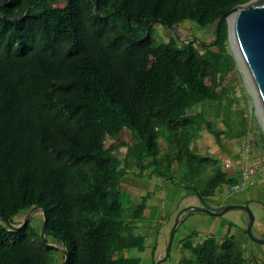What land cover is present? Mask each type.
<instances>
[{
  "label": "trees",
  "instance_id": "trees-1",
  "mask_svg": "<svg viewBox=\"0 0 264 264\" xmlns=\"http://www.w3.org/2000/svg\"><path fill=\"white\" fill-rule=\"evenodd\" d=\"M249 1L0 0V264L59 263L60 250L42 241L43 212L41 229L33 219L7 224L33 208L46 211V237L67 248L68 264H140L125 250L146 248L134 229L151 193L123 198L120 144L107 145L122 129L133 135L125 158L135 177L171 179L204 198L239 181L192 144L209 100L235 110L233 136L249 138L226 19L217 33L221 17ZM188 19L216 24L214 40L153 34L158 22L175 29ZM208 166L215 173L195 183ZM194 235L181 242L180 264H258L228 231Z\"/></svg>",
  "mask_w": 264,
  "mask_h": 264
},
{
  "label": "rangeland",
  "instance_id": "rangeland-1",
  "mask_svg": "<svg viewBox=\"0 0 264 264\" xmlns=\"http://www.w3.org/2000/svg\"><path fill=\"white\" fill-rule=\"evenodd\" d=\"M153 29L154 36L159 40L169 41L171 37H176L179 41L186 42L196 39L212 42L215 37L216 24L203 27L194 20L188 19L175 29H171L159 22L154 25ZM227 49L235 57L237 49L230 37L227 41ZM237 66L241 74L235 83L239 89L238 95L242 98L241 105L244 113L249 120V138L233 136L234 131L239 127V118L235 110L227 109L225 102H211L212 104L207 103L205 105L208 121L193 141L192 146L199 154L218 159V165L229 175H240V169L246 164L257 160L261 161L256 174L250 177L251 182L242 189L232 191L231 186L224 183L217 188L214 196L205 198L208 203L214 206L244 204L245 201L252 200L249 206L256 216L255 225L252 229L253 233L258 236L264 229V147L259 134L261 128L264 130V119L257 100L253 95L250 80L243 72L238 61ZM132 139V132L129 129H122L108 137L107 145L120 144L116 152L118 156H121V160L126 163V158L123 157L124 152H126L124 146L132 143ZM161 143L162 147L165 148L166 143L163 139ZM224 156H228L232 160V168L228 169L224 166ZM123 162L120 172L125 182L121 184V190H124L123 198L126 202H138L142 194L152 192H150L151 196L147 201V208L144 211L143 218L136 220L134 229L135 233L147 236L145 241L146 248L144 250H139L138 248L127 249L125 254L139 256L141 258L140 264H155L154 262L156 261L153 255L155 243L160 244L162 239L166 248L169 234L178 212L189 205H202V200L195 192L188 190L182 184L174 183L171 179H164L156 175L149 176L148 173H145L142 178L135 177L134 173L138 171L137 167L132 161L130 166L123 165ZM215 170V167L208 166L196 179L195 183L199 185L205 184L215 173ZM257 198L263 200V204L254 200ZM101 215V210L98 209L90 214V219L96 222ZM28 216L34 220L38 229H41L43 221L42 210L33 208L24 211L18 215L16 220L19 222ZM180 219L170 255L161 264H180L184 253L182 249H177L178 243L187 236L193 235L194 232L198 233V235H194L195 241H198L197 237L207 235L208 232L210 234L214 233L222 239L227 231L230 234H234L242 243L246 250V255L252 258L253 262L264 264V244L254 240L245 231L249 222V213L246 210L232 209L222 216H213L202 211L192 213L186 211ZM162 232H164V237L161 238ZM163 254L164 252L162 251L160 257H163ZM63 256V252L60 251L58 264L63 263Z\"/></svg>",
  "mask_w": 264,
  "mask_h": 264
},
{
  "label": "water",
  "instance_id": "water-1",
  "mask_svg": "<svg viewBox=\"0 0 264 264\" xmlns=\"http://www.w3.org/2000/svg\"><path fill=\"white\" fill-rule=\"evenodd\" d=\"M27 12L28 10L26 11V13ZM233 12H237L235 32L238 38L240 50L246 61L245 62L246 65L242 63L238 55V52L235 54V58L237 59L243 72L251 82L253 95L257 100V104L262 111L263 119H264V0H251L247 3L240 4L234 7L232 10L226 12L218 22V26H217L218 34L220 32V28L223 20L226 19L229 26L228 28L229 37L231 38V25H230L229 15ZM151 27L152 25L149 27V30L147 31V35L150 33ZM248 72L251 73V77L249 76ZM196 195H198V193ZM200 198L202 200V205H189L187 207H184L178 212L175 218V222L169 234V240L166 245L164 255L163 257H159L156 260L155 264H161L162 262L168 259L177 228L181 221L180 217L186 211H189V213L195 211H202L213 216H222L232 209L246 210L249 213V222L247 226L248 234L257 242L264 244V236L259 237L253 233L252 227L256 220V216L254 212L251 210L249 203L214 206L208 203L204 197H200ZM41 210L44 216L42 241L45 244V246L59 249L61 252H63L65 257L62 264H68L70 259V253L67 250V248L57 243H52L48 241L46 237L47 214L45 210L43 209ZM30 219L31 218L28 216L22 224L16 225L9 221H7V224L14 229H19L23 225L28 223Z\"/></svg>",
  "mask_w": 264,
  "mask_h": 264
},
{
  "label": "built area",
  "instance_id": "built-area-1",
  "mask_svg": "<svg viewBox=\"0 0 264 264\" xmlns=\"http://www.w3.org/2000/svg\"><path fill=\"white\" fill-rule=\"evenodd\" d=\"M260 160L252 161L250 164H246L240 169V179L238 182L231 185L232 191H238L242 189L246 184H249L250 177L258 171V167L261 165ZM223 163L226 168H232L233 162L228 156L223 157Z\"/></svg>",
  "mask_w": 264,
  "mask_h": 264
},
{
  "label": "crops",
  "instance_id": "crops-1",
  "mask_svg": "<svg viewBox=\"0 0 264 264\" xmlns=\"http://www.w3.org/2000/svg\"><path fill=\"white\" fill-rule=\"evenodd\" d=\"M211 102H217V101H211V100H209V101H207L206 102V104L207 103H211ZM205 104V105H206ZM212 104V103H211ZM131 144V143H130ZM130 144H126L124 147L126 148V152H124V155H123V157L125 158L126 157V154H127V152H128V146L130 145ZM198 153V152H197ZM120 158H121V156H119ZM130 164H131V161L130 160H127L126 159V163H124L123 162V165H128V166H130ZM132 165V164H131ZM134 173V172H133ZM123 182H125V180H124V178L122 177V184H123ZM128 191V190H127ZM151 192V191H150ZM149 192V193H150ZM152 193V192H151ZM146 194V193H145ZM143 195V194H142ZM168 231V230H167ZM164 232H162L161 233V238L162 237H164V234H163ZM210 233L208 232V234L207 235H209ZM212 234H214V233H212ZM206 235H204V236H202V237H205ZM165 239V238H164ZM163 239V240H164ZM183 241V239L182 240H180V242L178 243V248L177 249H179V250H181L182 249V242ZM154 246H156V249H155V251H153V255H154V259H158L159 257H160V254H161V252L163 251V252H165V246L163 245V242H162V239H161V242H160V244L159 243H155V245ZM164 255V254H163Z\"/></svg>",
  "mask_w": 264,
  "mask_h": 264
},
{
  "label": "bare ground",
  "instance_id": "bare-ground-1",
  "mask_svg": "<svg viewBox=\"0 0 264 264\" xmlns=\"http://www.w3.org/2000/svg\"><path fill=\"white\" fill-rule=\"evenodd\" d=\"M236 18H237V12H233V13H231L230 15H229V20H230V25H231V39H232V41L234 42V44H235V47H236V49H237V52H238V55H239V57H240V59H241V61H242V63L244 64V65H246V61H245V59H244V57H243V55H242V52H241V50H240V46H239V43H238V38H237V36H236V32H235V25H236ZM152 28V27H151ZM236 52V53H237ZM250 71V70H249ZM248 74H249V76L251 77V73L250 72H248ZM252 81V80H251ZM262 113V112H261ZM261 168V167H260ZM199 212V211H198ZM24 226V225H23ZM230 227H231V225H230ZM247 229V228H246ZM255 259V258H254Z\"/></svg>",
  "mask_w": 264,
  "mask_h": 264
},
{
  "label": "flooded vegetation",
  "instance_id": "flooded-vegetation-1",
  "mask_svg": "<svg viewBox=\"0 0 264 264\" xmlns=\"http://www.w3.org/2000/svg\"><path fill=\"white\" fill-rule=\"evenodd\" d=\"M254 200H256L257 202L259 201L260 203H262L263 204V200H261V199H259V198H257V199H254ZM251 201L252 200H247V201H245V203L244 204H246V203H251ZM261 220V219H260ZM254 225H255V222H254ZM253 225V226H254ZM248 226V225H247ZM246 231H247V229H246ZM247 234H248V232H246ZM259 237H261V236H264V229H263V231L258 235Z\"/></svg>",
  "mask_w": 264,
  "mask_h": 264
}]
</instances>
